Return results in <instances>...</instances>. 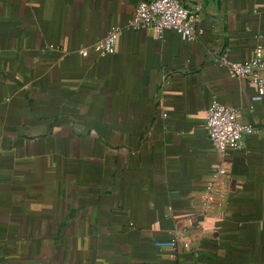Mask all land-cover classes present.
<instances>
[{
	"label": "crops",
	"instance_id": "0c3cea01",
	"mask_svg": "<svg viewBox=\"0 0 264 264\" xmlns=\"http://www.w3.org/2000/svg\"><path fill=\"white\" fill-rule=\"evenodd\" d=\"M139 1L0 0V264H264V135L224 156L223 218L197 224L191 199L221 160L213 98L264 127L256 86L216 60L264 48V0H181L194 41L124 30L79 55ZM186 226L192 249L161 248Z\"/></svg>",
	"mask_w": 264,
	"mask_h": 264
},
{
	"label": "built area",
	"instance_id": "2783aa9c",
	"mask_svg": "<svg viewBox=\"0 0 264 264\" xmlns=\"http://www.w3.org/2000/svg\"><path fill=\"white\" fill-rule=\"evenodd\" d=\"M148 29L159 40L166 29L175 31L184 41H194L201 33L200 18L193 15L181 0H141L125 24L110 26L102 38L79 48L77 52L82 57L94 53L101 58L116 51L117 40L124 30ZM216 60L218 64L226 67L230 77L245 78L256 86L253 101L264 99V48L260 42L255 45L251 55L243 60L231 59L228 53L219 55ZM204 128L212 149L221 156V160L206 176L198 196L191 198L197 224L205 219L224 217L223 208L227 203L230 176L229 162L224 158L227 150L240 148L245 135H264V127L259 128L240 121L236 108L220 103L215 98L206 110ZM188 233L187 226L181 227L174 231L169 241L161 248L171 251L178 247L184 250L192 249Z\"/></svg>",
	"mask_w": 264,
	"mask_h": 264
}]
</instances>
